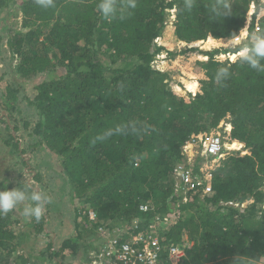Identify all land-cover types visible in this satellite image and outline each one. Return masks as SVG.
<instances>
[{
	"label": "trees",
	"instance_id": "obj_1",
	"mask_svg": "<svg viewBox=\"0 0 264 264\" xmlns=\"http://www.w3.org/2000/svg\"><path fill=\"white\" fill-rule=\"evenodd\" d=\"M10 2H18L25 30L10 29L7 48L0 35V153L12 158L0 190L27 187L51 202L38 221L23 216L24 204L20 216L0 215V264H74L82 250L91 264L89 250L114 233L122 242L157 237L164 257L182 246V264H264V71L240 58L216 59L238 54L252 33L264 34V17L256 26L254 15L247 40L235 49L203 53L207 79L195 96L176 94L169 73L153 65L166 50L158 39L170 10L175 37L190 45L238 36L261 0H116L110 18L99 11L100 0H52L47 7L0 0V11ZM14 75L45 79L30 95ZM224 121L229 141L249 154L222 159L210 194L183 197L174 173L183 147ZM66 219L73 229L56 247ZM89 234L95 239L87 243ZM35 238L48 242L32 258L23 245Z\"/></svg>",
	"mask_w": 264,
	"mask_h": 264
},
{
	"label": "rangeland",
	"instance_id": "obj_2",
	"mask_svg": "<svg viewBox=\"0 0 264 264\" xmlns=\"http://www.w3.org/2000/svg\"><path fill=\"white\" fill-rule=\"evenodd\" d=\"M19 1V0H18ZM264 0L261 2V6L256 7L258 9V12L256 14L255 21L258 19H261L264 17V9H261L263 6ZM18 2H10L9 5L7 6L8 8H4L3 10L0 11V17H4L5 21L3 22L2 18V24L6 25V29H0V35H3V43H4V48H7V38H8V32L10 29L20 31V30H25L22 28V13L17 6ZM253 12L254 8L250 7L249 13L247 15V20H246V26L240 33L242 38V43H244L247 40V36L245 35V31L249 29V26L253 20ZM173 18H175V12L170 13L167 19L166 23V28L163 33V36L158 39V42L161 46L165 47L166 50H163L162 53L159 56H156V60L154 61L153 65L155 68H161L165 72H168L170 75V87L172 90L185 98H189V96H195L201 89V82L203 80H206L207 77L205 75V72L203 69H201L199 63L207 61L208 58L204 56V52H211L215 50H230V49H235L237 46L241 45L238 44L237 42L233 41H218L215 42V40H206L198 43H193L190 45H186L185 43H182L177 40V38L174 35V28H173ZM1 24V23H0ZM258 23H256L257 26ZM12 26V27H11ZM22 28V29H21ZM185 49H191L187 50L185 53H180L181 51ZM193 49V50H192ZM167 51L170 53H177L178 55L175 58H171L168 56ZM9 54V53H8ZM239 58L238 54H228V53H222L216 56L217 61L223 62V61H230L234 62ZM234 59V60H232ZM16 64V61H14ZM13 63V64H14ZM14 64V66H15ZM13 66V65H12ZM13 66V68H14ZM4 66L1 64L0 65V73L3 71L2 69ZM15 77V75H14ZM47 78V77H46ZM45 76H37L29 81H24L18 78L16 75L15 80L23 82L24 86L27 89L28 94L31 95L32 91L34 89V86L37 85L38 83L41 82V80H44ZM192 87V88H190ZM226 122H222L219 127H224L225 128ZM218 127V128H219ZM218 128L211 131L207 135H210L211 133H215L218 131ZM228 133V132H226ZM224 141L226 144V148L224 151V155L219 158H215L214 162H211L209 156L204 154L203 149L197 148L194 149L193 152L196 151V155L194 159L196 160L198 165H203L206 160L210 162L208 165L210 168L214 167V171L216 170L217 167L220 166V163L223 158H225L229 153L231 152H237L240 153L242 156L249 154V150L245 148V145L234 141L231 143L229 139L227 138V135L224 134ZM53 161H55L54 158H52ZM12 158L7 152H1L0 153V181L4 178V176L7 175L8 171L10 170V165H11ZM57 161H55V165L57 166ZM59 183V181H57ZM185 194H182L184 197ZM22 206L19 205L16 209H14V213L16 216H20L21 211L19 212V207ZM25 223V220L22 221ZM63 230L59 231L58 235L56 234L55 239H54V245L57 247L60 245L63 237H65L68 233V231H72L73 226L71 225V222L66 219L63 220ZM22 229V228H21ZM26 231L27 228H24ZM23 230V231H24ZM97 235V234H96ZM86 235L83 236V239H85ZM95 236L92 234L86 238V242L89 243L92 240H94ZM89 239V240H88ZM48 240H42L41 238H35L32 241L26 242L23 245V248H26L24 251L25 253H28L30 257L35 258L37 256V253L47 245ZM33 247V252H31V248ZM89 258H92V254L96 251V248H93L89 250ZM67 255H71V251L68 250L65 252ZM84 254V251H79L77 254V259L74 264H84V261L82 260V256ZM41 259V258H40ZM45 261V260H44Z\"/></svg>",
	"mask_w": 264,
	"mask_h": 264
},
{
	"label": "built area",
	"instance_id": "obj_3",
	"mask_svg": "<svg viewBox=\"0 0 264 264\" xmlns=\"http://www.w3.org/2000/svg\"><path fill=\"white\" fill-rule=\"evenodd\" d=\"M253 7L255 8L254 5ZM261 9H264V3ZM169 12L172 14L175 11L170 10ZM174 21L175 18L172 22ZM256 28L258 30V27ZM244 33V36H248L247 30ZM242 38L243 36L239 34L238 44H241ZM157 69L165 72L161 68ZM230 131L231 126L226 123L225 128L221 126L215 133L194 137L183 147L184 159L177 164L174 170L177 192L181 191V194L201 193L203 196L212 192L214 167L208 166L209 159L203 165H198L194 159L196 151L193 152V150L203 149L204 154L209 156L211 162H214L215 158L224 155L226 148L224 134ZM141 210L147 211L148 207L141 206ZM88 215L90 221L96 220V214L93 211H90ZM98 229L100 234L105 235L103 227ZM114 234L118 235V233ZM114 234L92 254L91 264H182V259L185 256L182 246H172L164 257V247L157 237L138 236L122 242Z\"/></svg>",
	"mask_w": 264,
	"mask_h": 264
},
{
	"label": "clouds",
	"instance_id": "obj_4",
	"mask_svg": "<svg viewBox=\"0 0 264 264\" xmlns=\"http://www.w3.org/2000/svg\"><path fill=\"white\" fill-rule=\"evenodd\" d=\"M262 2V0H261ZM38 3L43 6H50L52 0H38ZM255 6V8L253 7ZM130 7L135 8V3L131 2ZM261 6V3H260ZM99 11L104 17L110 18L116 12V0H100L98 4ZM191 7V5H189ZM250 7L254 8L253 16L257 14L258 9L256 4ZM213 11L220 14V9L217 5L213 6ZM223 14L228 15V5H223ZM239 42V35H233L230 40ZM239 58L252 69L257 71H264V34L252 33L250 38L238 50ZM219 73L227 75L228 69L221 68ZM102 139V136L98 137ZM30 201V202H29ZM51 202V197L44 192L33 190L29 193L28 188L21 189L17 187L12 190H0V215H7L16 209L19 205L24 204L23 216L27 219L35 218L37 221L44 213L45 205Z\"/></svg>",
	"mask_w": 264,
	"mask_h": 264
},
{
	"label": "crops",
	"instance_id": "obj_5",
	"mask_svg": "<svg viewBox=\"0 0 264 264\" xmlns=\"http://www.w3.org/2000/svg\"><path fill=\"white\" fill-rule=\"evenodd\" d=\"M212 40H215V42H218V41H230V39H219V40H216V39H214V38H212V37H210ZM208 40H209V38H208ZM64 227V226H63Z\"/></svg>",
	"mask_w": 264,
	"mask_h": 264
},
{
	"label": "bare ground",
	"instance_id": "obj_6",
	"mask_svg": "<svg viewBox=\"0 0 264 264\" xmlns=\"http://www.w3.org/2000/svg\"><path fill=\"white\" fill-rule=\"evenodd\" d=\"M211 40V39H210ZM195 43H198V42H195ZM190 88H192V87H190Z\"/></svg>",
	"mask_w": 264,
	"mask_h": 264
}]
</instances>
